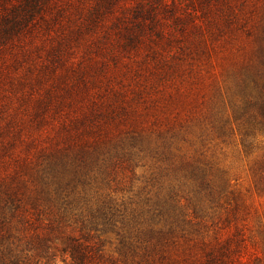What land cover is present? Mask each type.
<instances>
[{
    "label": "rangeland",
    "instance_id": "rangeland-1",
    "mask_svg": "<svg viewBox=\"0 0 264 264\" xmlns=\"http://www.w3.org/2000/svg\"><path fill=\"white\" fill-rule=\"evenodd\" d=\"M257 21L264 0H0V181L17 173L39 196L40 150L100 103L114 121L83 139L102 152L134 143L121 161L88 163L89 201L41 264H74L62 249L82 235L83 264H264V123L250 119L243 146L233 113ZM61 212L40 195L39 230Z\"/></svg>",
    "mask_w": 264,
    "mask_h": 264
},
{
    "label": "trees",
    "instance_id": "trees-1",
    "mask_svg": "<svg viewBox=\"0 0 264 264\" xmlns=\"http://www.w3.org/2000/svg\"><path fill=\"white\" fill-rule=\"evenodd\" d=\"M226 9L230 10L229 6H226ZM134 15L137 18L142 16L139 10ZM149 16L153 18L154 14L150 13ZM263 33L264 27L258 24V21L254 22L252 28L247 30V35L254 44L250 51L252 60H247V63L240 67L234 75L235 93L240 97L241 102L234 108L233 113L235 121L240 123L238 127H241L243 146L246 143L245 137L248 135V129L254 126L250 124V119L255 123L257 121L264 123ZM100 104L101 107H106V112L95 111V106L91 107L87 113H83L81 119H75L71 124L63 122L58 124L61 127L60 133H55L51 137L49 146L40 150L41 160L32 164L35 168L34 177L39 185V189H35V191H40L41 196L55 200L58 209L59 207L62 209L57 219L49 222L45 230H39L38 201L40 195L34 198L27 196L23 190L24 182L17 176V173L6 175L0 181V264H30V260L33 261V264H41L42 259L48 260L50 256L49 243L53 241L52 233L58 231V234L63 235L62 230L67 216L74 217L73 209H78V205L89 201L84 191L85 186L89 185L86 170L88 163L90 162V165L93 162L97 163L99 157L97 153L105 154L113 151L114 156L109 161H121L122 157L132 155L134 143L120 145L113 143L111 150L102 152L100 146L106 142L94 140L96 142L90 145L85 138L83 139L84 135H93L98 132L108 121H114L111 114L113 110L110 106L112 103ZM58 113V110H54L52 115H58ZM221 123L220 118L215 119V125L217 124V128L220 130L226 126L227 122ZM230 132H232L231 128ZM132 140L136 139L132 138ZM8 152L6 145L0 147V160L2 154ZM25 161V164H29L26 159L23 160V162ZM101 162V166L104 165V161L101 160ZM254 175L255 187L264 191V162L259 164ZM78 185H81L82 193L75 196ZM30 210H36V218L33 223L30 219ZM100 214L105 216L104 210ZM89 217L94 219L93 215ZM30 224H34L35 228L28 239H25L24 234L29 231L27 228ZM66 239L69 244L65 249H62V252H68L74 264H83L85 261L83 250L86 249V246L83 247V235L78 239L71 237H66Z\"/></svg>",
    "mask_w": 264,
    "mask_h": 264
}]
</instances>
